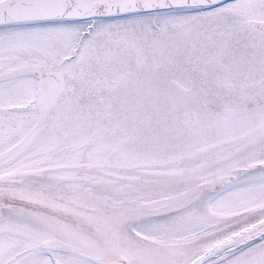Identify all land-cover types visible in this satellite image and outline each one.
<instances>
[{"label": "snow or ice", "instance_id": "obj_1", "mask_svg": "<svg viewBox=\"0 0 264 264\" xmlns=\"http://www.w3.org/2000/svg\"><path fill=\"white\" fill-rule=\"evenodd\" d=\"M0 264H264V0H0Z\"/></svg>", "mask_w": 264, "mask_h": 264}]
</instances>
